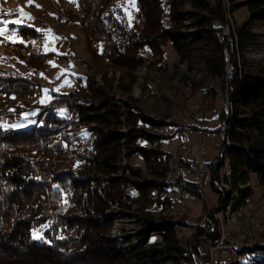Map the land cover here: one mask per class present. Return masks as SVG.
I'll return each mask as SVG.
<instances>
[{
  "label": "trees",
  "instance_id": "obj_1",
  "mask_svg": "<svg viewBox=\"0 0 264 264\" xmlns=\"http://www.w3.org/2000/svg\"><path fill=\"white\" fill-rule=\"evenodd\" d=\"M104 1L77 0L78 6L74 4V7L79 16L72 20L68 18L67 21L72 27L81 30L89 41L98 44L95 55L110 65L128 69L141 65L147 59L144 55L146 51L157 60H162L164 50L169 45L180 61L187 63L189 71L203 65L206 75L220 79L223 83L230 59L231 75L227 83L232 123L228 137H225L228 145L229 141L232 145L227 151L229 184H226L239 198L247 200L248 192L238 189V182L245 183L247 179L246 172L252 171L264 183V70L261 71V77L255 76L251 84L246 83L239 89L236 56L246 48L250 38V23H264V0H248L246 7L249 22L238 28L236 33L225 37L224 41L219 37V31L226 23L222 0H215L212 4L208 0H195L194 7L202 14L192 16L197 17L194 26L199 33L190 42H186L181 35L184 26L181 23L180 0H135L131 18L126 16L122 8L125 0H111L107 4ZM214 23L218 25L215 26ZM17 35L27 42L41 38L40 33L29 27L18 28ZM89 86L87 81L74 94L53 93L50 103L41 110L35 124L28 129L15 131L0 126V260L4 264H44V261L50 262L48 264H126L120 262L126 259L125 256L116 253L111 247L109 251L115 253L110 259H103L94 249L98 245V235L104 232V224L111 221V218L106 219L105 203L109 201L115 204L117 201L114 198L120 194L119 186H127L128 182L138 195L150 192L155 198L169 189L164 183L168 154L160 150H148L139 143H158L182 132L184 128H178L167 121L154 122L129 100L123 105L126 119L132 122L128 135L123 138L116 131L102 130L103 127L99 125L108 126L105 123L119 126V111L117 112L108 94L102 93L104 103L101 110L104 111L93 114L95 109L92 111L91 104L86 106L85 103H80L84 99L82 94ZM39 93L38 84L29 79L0 72V96L23 99ZM10 110L6 100H0V125L3 121L19 119L18 111ZM88 113L90 120H85ZM224 114L225 108L220 114L222 121L226 119ZM241 115L250 116L240 120ZM228 120L229 118L225 121L226 125ZM85 122L88 125L94 124L87 128V132L93 135L90 147H71L70 144L78 140L69 137L68 133L84 127ZM229 126L230 122L227 127ZM144 127L174 128V131L171 136L159 134L153 137L148 135L149 132ZM192 127L195 125L190 124L185 128ZM253 133L262 141L252 144ZM223 143L227 149L228 145ZM124 144L125 150L140 155L150 180H131V177H140L141 170L138 167H126L122 169L124 177L112 178ZM68 152L71 160L69 166L81 164V170L75 172L70 167L59 169L60 161L64 162V154ZM59 157H63V160L57 161ZM84 169H89L94 174L89 178L94 179L98 174L105 176H100L102 187L93 197L89 196L87 190L94 182L82 174ZM97 180L99 181L98 177ZM170 193H174V190ZM244 197L247 199H243ZM172 199L167 198V203L166 198L161 200L167 204L165 209L173 200L175 203V199ZM151 203L154 208L161 209L157 214L146 215L138 247L129 253L131 262L128 264H160L162 257L171 260L172 264H193L194 251L189 253L175 237V228L179 222L161 216L164 204L154 201ZM81 213L86 216L92 213L100 216V219L80 216ZM148 216L152 218H147ZM154 217L157 219L153 221ZM43 225L48 226L42 232V238L34 239L33 231ZM213 232L199 229L196 234L197 242L209 247L217 238ZM154 236L161 238L159 244L150 242ZM193 249L198 250L196 246ZM258 250L264 251V245L240 249L236 252L237 255L248 257L249 263L236 261L233 264H264V253L260 254Z\"/></svg>",
  "mask_w": 264,
  "mask_h": 264
},
{
  "label": "rangeland",
  "instance_id": "obj_2",
  "mask_svg": "<svg viewBox=\"0 0 264 264\" xmlns=\"http://www.w3.org/2000/svg\"><path fill=\"white\" fill-rule=\"evenodd\" d=\"M110 1L105 0L104 2L107 4ZM180 1L182 3L180 8V12L182 13L180 15L182 19L181 23L184 26L181 30V35L186 42H190L197 38L199 33L198 28L194 26L197 17L192 16L202 13L194 7L195 0ZM208 1H211V4L215 2V0ZM104 2L102 5H104ZM222 2L224 3L223 12L226 23L219 31V37L224 41L225 37H228L231 33H236L238 28L248 23L249 16L246 7L248 0H222ZM165 5L164 9L167 10ZM122 8L124 12L125 8H128L130 13L134 11V7L126 3H124ZM25 13L30 15L32 19L25 17L21 20L22 14ZM76 16L78 17L79 14L75 10L74 3L69 2V0H31V3H29V0H0V21L21 20L20 26L9 23L6 26L8 30L16 28L18 31L20 27H28L25 25H31L29 28L32 29H43L45 31L50 29L48 46L56 49L55 52L45 51V40L42 32H38L41 34V38L36 40L28 42L23 40V43H0V57H2L0 59V72L12 76L25 77L32 83L38 84L40 88V93L30 98H4L0 96V100H6L11 110L18 111L17 114L19 115V119L16 121H3L2 126L15 131L30 128L35 124L37 115L52 100L53 93L74 94L87 81H89L90 86L82 94L84 99H81L82 101L80 103H85L86 106L91 104L92 111L95 109L93 114L103 112L104 110H101L102 104L104 103L102 93L108 94L111 98L110 100L116 106L117 112L119 111L117 113L119 126L116 127L112 123H105L108 126L102 124L99 126L103 127L101 129L105 131H116V134L123 138L128 135L132 127V122L126 119V110L123 108L124 102L129 100H131L133 105L139 106V111L154 122L167 121L170 124L182 126L181 124L183 122L189 121L194 116L195 118L198 116L200 119L204 117L201 122L192 124L195 127L188 129L189 131L186 130V126H182L184 128L182 130L184 137L181 133H176L171 138L162 139L158 143L152 141L149 145L143 142L139 144L144 145L148 150H153L154 152L160 150L168 154L165 161L166 171L169 160L174 156L177 147L179 145L181 146L187 140L188 143L186 141V145L183 146L185 147L183 156H188V158L193 159L196 157L197 151L203 149L202 161L209 164L212 175L214 169H217L219 172L218 177L220 176L219 179L223 178V184H220V187H214L210 183H205L200 189L187 188L186 192L182 194L184 210L181 214H175V206L177 203H174L173 199L175 197L174 193H170L171 189H167V191H164L165 193L161 192L155 198V196H152L153 193L150 192H144L138 195L137 191L129 182L127 186H119L118 190L120 194L118 193L114 198L117 202L115 204L112 203L113 205L109 201L105 203V216L106 219L111 218V221L104 224V232L98 235V245L94 249L97 250L103 259H110L115 252H119L126 258L120 262L128 264V262H131L129 259L131 254L129 253L133 248L138 247V242L140 241L139 234L141 228H143L142 224L146 219V215L149 213L157 214L161 209V207L154 208L151 202L154 201L157 204L162 203L164 204L162 208H164L167 204L161 202V200L166 198L165 202L167 203V198H173L168 208H164L161 216L171 221L179 222V225L175 228V237L180 246L189 253L194 251L192 254L195 257L193 258L192 256L193 264H233L236 261L249 263V258L238 256L237 251H233V253L225 252L226 254L224 253L223 256L218 255L214 258L213 262H210L208 259V247L196 240V234L199 229L209 232L211 224L207 221L209 218L213 219L211 216L217 211L216 219H218V222H224L222 223L223 229L224 224L236 230L237 228H241L244 223V228L252 232V237L232 234V241L239 244L241 248L264 245V183L261 177H258L252 171H247L245 183L238 182V185L245 184L244 187L247 184L243 190L248 192V199L246 197L243 198L247 200L242 201L241 198H238L241 200L242 208L245 210L241 218L233 216L232 214H228V217H221L218 214L219 204L223 197L229 200L233 197L235 201L238 197L236 192L233 193L232 189L226 187V185L229 186V160L227 158V151L232 143L228 140V148H225L221 156L218 153L219 148H222V140L218 132L219 126L229 118L228 122H230V126H226L225 131L227 132L225 136L228 137L227 134L231 129L232 123V110H230L232 107H229V105L231 106V99L228 96L229 87L227 83L231 75L230 59L228 60V66L226 65L225 81L223 83H221L220 79H214L206 75L203 65L197 66L193 71H189L187 69V63L181 62L177 53L169 45L164 50L162 60H157L156 57H153L146 51L144 55L147 59L143 64L138 66L134 65L129 69L124 66L115 67L103 58H98L95 55L98 51V44L89 41L81 30L72 27L68 23V18L72 20ZM126 16L128 17L129 15L126 14ZM250 24V38L247 40L246 48L239 51L236 56L239 89L243 88L246 83L251 84L255 76L261 77V71L264 70V23L261 21H252ZM52 36H57L59 39L52 40ZM0 39L5 38L0 37ZM8 40L22 39L18 35L15 37L11 36L9 32ZM49 61H52L55 67L50 65L48 63ZM44 90H48L47 93ZM42 99H44V103H40ZM225 105L226 114L224 115L226 119L222 115L224 119L222 121L220 114L222 109L225 108ZM33 113L35 114L33 115ZM89 113L91 114L92 112ZM89 113L87 116L84 115L85 120H90ZM165 116L167 119L164 120L163 117ZM170 116H172L171 121L168 120ZM249 116L241 115L239 119L245 120ZM99 123H97V126ZM93 126L94 124L91 123L88 125L85 122L84 127L69 132V137L78 140L71 143L70 146L89 148L93 140V135L87 132V128ZM180 126L179 128H181ZM144 128L148 130V135L153 137L159 134L171 136L174 131V128ZM202 133L205 135L201 136L200 134ZM256 137L257 135L253 133L251 137L252 144L262 141V139ZM124 147L125 144L121 147L122 150L114 167L116 171L111 175L112 178L124 177L122 169L126 167L127 169H136L138 167L141 170L140 177H131V180L137 179L139 182L150 180L140 155L132 154L130 150H125ZM69 153H65L64 158L59 157L57 159V161L64 159V162L60 161V168H57L70 167L71 160L68 155ZM82 168L83 165L74 164L70 167V170L77 172ZM82 174L86 175V178L94 175L89 169H84ZM100 176L102 175L98 174L94 176V179L89 178L90 181L94 182V185L90 188L91 190H87L91 197L93 195L95 196L102 187ZM102 177L105 178V176ZM76 178L83 180L81 177ZM234 195L237 196L234 197ZM236 204L238 205V202ZM80 216L86 215L85 213H81ZM86 217L100 219V216L97 217L92 213ZM147 218L152 217L148 216ZM156 219L154 217L152 220L154 221ZM252 224H255L253 230H251ZM46 228L42 227L36 230L37 236L40 237ZM213 233L219 236L220 230L218 226L217 229L214 228ZM104 240L108 242H104ZM160 240L161 238L159 236H154L150 239V242L159 244ZM194 246L198 248L197 251L193 249ZM110 247L115 249V252H110ZM258 252L260 254L264 253V251L259 250ZM162 260L160 264H172L171 260L165 257H162ZM48 263L50 262L44 261V264ZM0 264H4V262L0 260Z\"/></svg>",
  "mask_w": 264,
  "mask_h": 264
},
{
  "label": "built area",
  "instance_id": "obj_3",
  "mask_svg": "<svg viewBox=\"0 0 264 264\" xmlns=\"http://www.w3.org/2000/svg\"><path fill=\"white\" fill-rule=\"evenodd\" d=\"M225 113H226V105H225ZM204 118V117H203ZM202 118V119H203ZM202 119H195V116L190 118L189 121L183 122L182 125H190L195 124L198 122H201ZM168 120H172V116L168 118ZM180 125H178L179 128ZM223 127V122L219 126V134L221 136ZM205 134L202 133L201 136H204ZM224 149V143L222 142V148H219V152L221 153ZM203 149H199L197 151L196 157L193 159L188 158V156H183L185 153V147H180V145L175 150V162H176V168H178V177L177 179L171 184V186H177L179 188V199L177 200V205L179 207V212H182L184 210V201H180V192H186L187 188H193V189H200L202 186H204L205 183H210V180H217L218 181V172H214L212 175V172L210 170L209 164H206L202 161V153ZM190 176L192 177V186H184V177ZM218 187L220 185L218 184ZM245 212V210H242ZM216 213L217 211L211 216L213 219H208L207 222L211 224V228L209 232H213L214 228L217 229V223H224V222H218L216 220ZM253 226L255 224L251 225V230H253ZM258 226V225H257ZM232 234H239L241 236L246 237V231L241 230H233L231 226H225L224 224V230H220L219 236L214 240L212 245L208 247V259L210 262H213L214 258L218 255L223 256L225 252H232L233 251H239L242 249L239 244H233L232 242ZM226 254V253H225ZM193 258L194 255H192ZM202 264V263H201Z\"/></svg>",
  "mask_w": 264,
  "mask_h": 264
},
{
  "label": "bare ground",
  "instance_id": "obj_4",
  "mask_svg": "<svg viewBox=\"0 0 264 264\" xmlns=\"http://www.w3.org/2000/svg\"><path fill=\"white\" fill-rule=\"evenodd\" d=\"M230 107V105H229ZM199 115V114H198ZM195 119H200L198 118H195ZM190 120V119H189ZM173 122V121H172ZM171 122V123H172ZM176 123V122H174ZM181 124V123H180ZM182 125V124H181ZM182 126H187V125H182ZM182 126H180L181 128H183ZM226 122L223 123V127H222V134H221V139L223 142L226 143V145H228V142H227V139L225 137V131H226ZM224 131V132H223ZM184 145H186L185 142L182 143V145L180 147H183ZM225 148L222 150V152H224ZM222 152L220 153V156L222 155ZM221 167V166H220ZM168 169H166V174H165V177H164V183L166 184V186L171 189L174 190V196H175V202L177 203V200L179 199V188H177V186H171V184H173V182L177 179L178 177V168H176V162H175V157L173 156L172 158H170L169 160V163H168ZM211 169V168H210ZM219 169V168H218ZM212 171V170H211ZM214 172H218L217 169L215 170L214 169ZM219 174V172H218ZM220 177V176H219ZM218 177V181L217 180H210V184L213 185L214 187H218V184L222 185L223 184V178L219 179ZM188 178V177H187ZM186 177H184V186H192V180L189 181ZM226 182V181H225ZM226 185V184H225ZM245 184H239L238 185V189L242 190L244 189L246 186L244 187ZM226 187L229 188V186L226 185ZM250 187V185H249ZM248 188V187H247ZM227 191V189H226ZM182 194L183 192H180V201H182ZM223 195V194H222ZM237 195H234V197H236ZM239 197L236 198V201L233 199V197L229 200V199H226L225 197H223L220 201V204H219V212L218 214L222 217V216H227L228 214H232L233 216H236L238 218H241V216L243 215V211L244 208H242V205H241V200L238 199ZM243 201V200H242ZM238 202V205L236 204ZM175 214H181V212H179V207L178 205L175 206ZM228 217V216H227ZM243 219V218H242ZM218 220V219H216ZM240 220V219H239ZM244 220V219H243ZM241 221V220H240ZM245 221V220H244ZM251 221V220H250ZM242 223V222H240ZM227 225V224H226ZM244 223H243V226L241 228H237L236 230H241V231H246V235L252 237V232L249 231V229L247 230V228L245 229L244 228ZM219 227V230H224L223 229V224L221 223L219 225H217ZM249 227V226H248ZM235 229V228H234ZM239 235V234H237ZM233 242V241H232ZM233 244H236L235 242H233Z\"/></svg>",
  "mask_w": 264,
  "mask_h": 264
},
{
  "label": "snow or ice",
  "instance_id": "obj_5",
  "mask_svg": "<svg viewBox=\"0 0 264 264\" xmlns=\"http://www.w3.org/2000/svg\"><path fill=\"white\" fill-rule=\"evenodd\" d=\"M69 2L77 4V6H78L77 0H69ZM29 3H31V0H29ZM125 3L130 5L131 7H135V0H125ZM125 12H126V14L129 15V18H131V13L128 11V8H125ZM25 17L27 19H32V17L30 15L25 13V14H22L21 20L23 18H25ZM21 20H14V21L2 20V21H0V25H2V26H0V37H4L5 38V39H0V43H5V42H12V43L20 42V43H23V40H8V33L10 32L11 36L15 37V36H17V29L16 28H12L11 30H8L7 27H6L9 23L15 24L17 26H20L21 25ZM25 26L31 27V25H25ZM34 30L37 31V32H42L44 34L45 51L46 52L47 51L55 52L56 49L54 47H49L48 46V44H49V33L51 32V30L50 29L47 30V31H45L43 29H34ZM51 39L55 40V39H59V37L52 36ZM32 43H34V42H32ZM0 59H2V57H0ZM48 63L50 65H52L53 67H55V65H54V63L52 61H49ZM41 75H43V74H41ZM44 91H45V93H47L48 90H44ZM13 98H15V97H13ZM44 102H45L44 99H42L40 101V103H44ZM10 111H12V110H10ZM34 114L35 113H33V115ZM0 126H2V125H0ZM47 226L48 225H43L42 227H47ZM33 238L34 239H40L42 237L37 236L36 230H34L33 231Z\"/></svg>",
  "mask_w": 264,
  "mask_h": 264
},
{
  "label": "crops",
  "instance_id": "obj_6",
  "mask_svg": "<svg viewBox=\"0 0 264 264\" xmlns=\"http://www.w3.org/2000/svg\"><path fill=\"white\" fill-rule=\"evenodd\" d=\"M186 130L189 131L188 129H186ZM180 133H181V135L184 137V132H180ZM200 135H201V134H200ZM185 140H186V139H185ZM186 141H187V140H186ZM186 141H185V142H186ZM187 143H188V141H187ZM192 179H193L192 177H190V176L188 177V180H189V181H191ZM188 189H191V188H188Z\"/></svg>",
  "mask_w": 264,
  "mask_h": 264
},
{
  "label": "water",
  "instance_id": "obj_7",
  "mask_svg": "<svg viewBox=\"0 0 264 264\" xmlns=\"http://www.w3.org/2000/svg\"><path fill=\"white\" fill-rule=\"evenodd\" d=\"M227 66H228V63H227Z\"/></svg>",
  "mask_w": 264,
  "mask_h": 264
}]
</instances>
